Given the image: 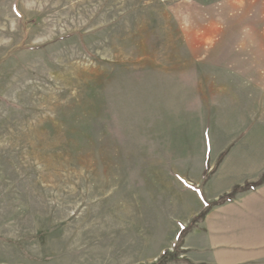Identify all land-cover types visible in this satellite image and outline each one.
I'll use <instances>...</instances> for the list:
<instances>
[{
	"label": "rangeland",
	"instance_id": "1",
	"mask_svg": "<svg viewBox=\"0 0 264 264\" xmlns=\"http://www.w3.org/2000/svg\"><path fill=\"white\" fill-rule=\"evenodd\" d=\"M261 113L264 0H0V264H192Z\"/></svg>",
	"mask_w": 264,
	"mask_h": 264
},
{
	"label": "crops",
	"instance_id": "2",
	"mask_svg": "<svg viewBox=\"0 0 264 264\" xmlns=\"http://www.w3.org/2000/svg\"><path fill=\"white\" fill-rule=\"evenodd\" d=\"M263 117L261 113L250 129L256 134L254 141H248L245 148H239L240 144L234 146L208 181L205 191L208 201L216 200L237 185L257 181L264 173ZM238 137L237 134L225 141L222 148H211L212 164ZM196 199L194 203L182 200V206L189 210L184 225L205 209L201 197ZM183 249L192 264H264V184L233 202L211 208L187 234Z\"/></svg>",
	"mask_w": 264,
	"mask_h": 264
},
{
	"label": "trees",
	"instance_id": "3",
	"mask_svg": "<svg viewBox=\"0 0 264 264\" xmlns=\"http://www.w3.org/2000/svg\"><path fill=\"white\" fill-rule=\"evenodd\" d=\"M231 201V200H229ZM229 201H224V200H221L218 204H216L215 206H219V205H222V204H225ZM212 206L211 205H208L202 212L200 215H198L197 217H195L188 226L186 227H182L181 228V232L179 234V238H181V242L180 244L183 245L184 243V238L187 236L188 233H190L192 231V229L195 227V224L202 221L207 213L211 210ZM166 253V252H165ZM165 253H164V257H165ZM164 257L160 258L158 260V262L156 264H165L166 263V259H164Z\"/></svg>",
	"mask_w": 264,
	"mask_h": 264
}]
</instances>
